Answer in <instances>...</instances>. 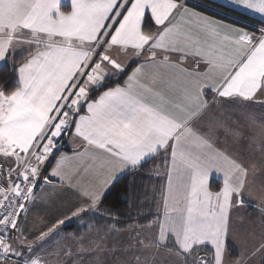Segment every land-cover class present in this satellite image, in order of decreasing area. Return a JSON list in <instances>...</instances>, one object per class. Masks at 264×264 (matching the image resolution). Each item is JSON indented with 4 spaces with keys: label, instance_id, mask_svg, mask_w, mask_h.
<instances>
[{
    "label": "crops",
    "instance_id": "0c3cea01",
    "mask_svg": "<svg viewBox=\"0 0 264 264\" xmlns=\"http://www.w3.org/2000/svg\"><path fill=\"white\" fill-rule=\"evenodd\" d=\"M210 1L219 8L207 9L226 8L264 24V0ZM187 2H45L40 15L48 16L44 23L51 28L38 34L47 39L28 48L35 40L20 33H30L24 24L36 5L0 0V41L7 40L0 44V68L28 55L17 69L20 89L0 93V161L8 167L28 161L74 87L84 110L47 172L52 155L42 163L33 157L40 187L9 236L12 259L0 264L40 262L54 247L45 246L51 227L71 238L77 264H142L145 252L149 264H179L170 258L173 234L165 235L161 220L159 228L154 222L125 231L91 230L79 238L64 231L83 225L86 214L100 213L113 183L158 153L169 155L161 218L174 211L192 215L206 210L205 201L223 199L224 217L228 212L237 235L260 239L264 219L258 217L254 228L259 212L249 213L244 202L264 210V33ZM37 169L44 172L36 176ZM60 219L70 220L61 225Z\"/></svg>",
    "mask_w": 264,
    "mask_h": 264
},
{
    "label": "trees",
    "instance_id": "16d2710c",
    "mask_svg": "<svg viewBox=\"0 0 264 264\" xmlns=\"http://www.w3.org/2000/svg\"><path fill=\"white\" fill-rule=\"evenodd\" d=\"M199 1L202 2L205 7L195 5L189 1L187 2V4L200 11H203L208 15L231 21L230 19L224 18L214 13L212 10L210 11V8H206V6L219 8V5H217L216 3H213L210 0ZM223 10L232 15H235L239 19L247 21L252 25H256L261 28L264 27V24L262 22L254 18L242 15L241 13L226 8H224ZM242 26L246 27L250 31L258 32L253 27L245 25ZM27 56L28 55H24L20 58H17L12 62L6 64L4 67L0 68V93L11 96L20 89L17 69L18 65L26 60ZM122 80L123 78L120 79V81ZM115 83L116 81L106 83L101 88H99L98 91L93 93L91 95V98H95V96L98 95L101 91L112 86V84ZM83 111L84 110L81 108L80 103L79 109L75 112L70 113L68 115V120L66 122H63V125L68 129V133L62 139L65 144L66 138L71 133L77 116ZM168 156L169 155L166 153H158L155 157L144 162L134 171L118 178L113 183L109 192L103 198L101 202L100 213H88L84 217L83 225H68L64 228V231L71 232L74 234L75 238H79L85 232L91 230L102 231L111 229L115 231H125L134 226H146L148 224L159 221L160 213L157 211V209L163 198L164 190L166 187V168L168 163ZM53 159L54 156H51L50 160L47 163L45 172H47V169L51 167ZM39 184L40 183L37 182L32 194H34L39 189ZM219 186L220 185H218L217 183L212 182L213 189L219 188ZM244 206L249 213L259 212L264 214L263 209L251 205L247 202H244ZM168 248L169 250L179 252L178 249L173 246L172 241L168 244ZM229 249V253L234 251H232L231 248ZM212 255H214L212 248L210 246H204L199 249H194L190 254L184 255L183 260L185 264H196L201 256H205L206 258L211 259ZM23 262L26 261H21V264H23ZM63 264H76V262L73 260L64 259ZM261 264H264V261Z\"/></svg>",
    "mask_w": 264,
    "mask_h": 264
},
{
    "label": "rangeland",
    "instance_id": "374dc122",
    "mask_svg": "<svg viewBox=\"0 0 264 264\" xmlns=\"http://www.w3.org/2000/svg\"><path fill=\"white\" fill-rule=\"evenodd\" d=\"M45 2L50 3V4L52 2L58 3V0H37V1L29 0L30 6L33 4L36 5L35 6L36 9L34 13L33 14L31 13L32 15L30 14L31 17L29 21H27L24 24V27H26L30 31V33L22 34L23 33L22 32L20 33V35H23L24 38H27V40H35V41L27 43L26 44L27 47L28 46L29 47L38 46L37 45L38 41L45 42V39H47L38 34L39 32L44 33L45 30L47 29L45 27L49 26L48 22L44 23V17L47 18L48 16L40 15L41 7L43 5L47 7ZM209 10L211 11L212 8H210ZM212 11L224 18L235 21L234 18H232V16L229 15V13L224 10L213 9ZM56 21L57 20L54 19L53 23H56ZM236 21L242 25L253 27L258 32L261 31L262 33H264V27L261 28L259 26L252 25L250 23L244 22L239 19ZM3 22H5V19H3ZM255 27H258V28H255ZM49 28L51 27L49 26ZM49 31L51 32L53 31V29ZM6 42L7 40L0 41V44H5ZM248 122L250 123L253 122L251 117H249V121L247 120V123ZM261 148L264 149V141H263V144L261 145ZM41 172H44V170L40 171V169L39 170L37 169L35 172L36 176H39ZM205 202L207 206L205 211H198L192 215L190 212L182 213V212L174 211L173 213H176L175 215L170 214L163 218L160 217L159 221L161 220L163 224L165 223L164 226L161 225L163 226V232L167 233L165 235L168 236V232L173 234L172 235L173 240L169 239L166 241L169 242L171 240L173 242V246L179 251V252H176L174 250L173 251L169 250L170 258L176 261H178L179 259L180 260L179 264L182 262L184 263V260H183L184 255L190 254L194 249H199L204 246H210L214 253V255H212V258H211L212 260L210 258H206L205 256H201L198 259V262L196 264H261L264 261V232L259 234V237L260 239H262V241L260 239L254 241L255 239L254 235H252L253 239L251 241L245 238L244 235L243 237H240V235H237V231L234 225L230 223L229 213L227 212L226 217H224V212H223L224 211V208H223L224 200L223 199L220 201L207 200ZM227 204L231 205V202L227 201ZM28 211L26 210L27 218L31 216L30 214H28ZM157 211L158 212L160 211L159 206H158ZM171 212H168V213H171ZM43 213L47 215L46 210H44ZM258 217L264 219V215L258 213L253 218V221H252L254 228H255L254 224L257 223L256 222L257 220H259ZM66 220L69 221L70 219H60V222L57 224H61V225L64 223L66 224V222H68ZM159 223L160 222L155 223V225L158 224L157 228H159V225H160ZM39 224H43V222H40ZM51 229H53L54 234H52V236L49 235L50 236L49 241L45 246H48L50 248L51 245L49 244H52L54 247H51L50 250H48L45 253L47 256L44 255L45 257L40 258V262L34 261V262H29V263L31 264H63L64 259L72 260L75 249L71 248L73 247L71 243L73 241H71V238L67 237L68 239H65L63 234L59 232L60 230L55 227H51ZM185 230L187 231L186 233L184 232ZM238 232L243 233V230H239ZM253 234H254V231H253ZM226 245L232 246V248L235 251L232 250L233 252L229 253L230 249L229 247L226 249ZM150 251L154 252L152 249ZM143 255H145V258L143 259L142 264H149L148 260H150L151 258H146V252L143 253ZM239 256L241 257V259H237L239 258ZM75 262L76 264L79 263L77 260ZM165 263L166 261H161L155 264H165ZM171 264H174V263L172 262Z\"/></svg>",
    "mask_w": 264,
    "mask_h": 264
},
{
    "label": "built area",
    "instance_id": "2783aa9c",
    "mask_svg": "<svg viewBox=\"0 0 264 264\" xmlns=\"http://www.w3.org/2000/svg\"><path fill=\"white\" fill-rule=\"evenodd\" d=\"M188 1L195 5L203 6L198 1ZM232 18L235 21L239 19L235 16H232ZM80 103L81 96L77 92V87L66 92L45 134L38 142L29 160L20 167H8L4 162L0 161V263H5L12 259L7 246L9 236L23 205L32 195L37 184L34 177V169L31 165L32 159L37 156L39 162L42 163L48 155L52 154L54 148L62 142V139L68 133V129L63 125V122L68 120L70 113L79 109ZM45 142H48V148L43 150L42 146ZM23 264L31 263L23 262Z\"/></svg>",
    "mask_w": 264,
    "mask_h": 264
},
{
    "label": "water",
    "instance_id": "95a60500",
    "mask_svg": "<svg viewBox=\"0 0 264 264\" xmlns=\"http://www.w3.org/2000/svg\"><path fill=\"white\" fill-rule=\"evenodd\" d=\"M64 141H62L52 152V156H56L60 151L64 149Z\"/></svg>",
    "mask_w": 264,
    "mask_h": 264
}]
</instances>
